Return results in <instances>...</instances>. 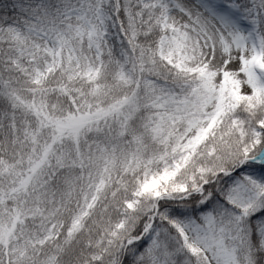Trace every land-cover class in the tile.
Listing matches in <instances>:
<instances>
[{
  "label": "snow or ice",
  "instance_id": "snow-or-ice-1",
  "mask_svg": "<svg viewBox=\"0 0 264 264\" xmlns=\"http://www.w3.org/2000/svg\"><path fill=\"white\" fill-rule=\"evenodd\" d=\"M0 264H264V0H0Z\"/></svg>",
  "mask_w": 264,
  "mask_h": 264
}]
</instances>
